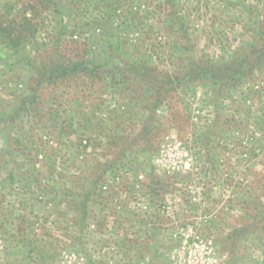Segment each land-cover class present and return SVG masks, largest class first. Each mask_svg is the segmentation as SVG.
I'll return each instance as SVG.
<instances>
[{"label":"trees","instance_id":"16d2710c","mask_svg":"<svg viewBox=\"0 0 264 264\" xmlns=\"http://www.w3.org/2000/svg\"><path fill=\"white\" fill-rule=\"evenodd\" d=\"M8 1V4L0 5V46L6 51L0 54V58L9 56L12 62L20 63L26 70L27 77L25 76L24 85L22 83L15 85V93L22 86L23 89L16 95L19 99L13 109L7 111L0 107V123L5 130L18 127L21 121L26 125H32V114L39 108L45 95L46 99H43L45 105L55 103L57 99H65L76 104L70 115L71 122H74L69 124L68 128L77 125L76 128L81 126L83 130L87 128L89 121L84 111L100 105L107 87L117 88V95H123L122 100L125 104L123 103L120 108L127 106L132 115L133 106L138 107L144 119L134 134L131 128L125 131L122 127L121 115H116L114 119L99 121V126L107 120L111 125L106 135L100 132L97 134L96 140L105 143L104 146H98L103 150L109 149L113 155H110L111 158L106 154L100 155L103 158L102 162L92 164L91 167L86 166L85 170L73 173L70 178L59 184L53 181L45 183L39 180L37 175L33 176L30 173L39 156L44 159L50 157L47 148L39 147L32 154V158H25L26 151L19 147L20 150L16 152L24 164L15 162L16 155L11 149L10 156L15 158V167L7 173L11 178V184L9 182L8 185H0V210L3 205L10 206L15 196L24 195L22 190L16 191L18 187L26 189L33 185L36 193L32 194L31 198L36 199L38 204L46 197L63 199L68 203L65 204L67 211L74 214L75 235L72 246L78 248L91 227V203L98 205L102 201H109L114 211H119L120 192L127 194L128 197L134 192L137 182H143V177L147 176L146 172L150 171L151 174L155 172L153 160L162 137L157 131L160 126L159 118L162 116L157 114L158 111L163 112L164 109L172 108L180 91H191L190 94L195 97L198 92L196 90L199 92L202 90L201 101L205 107L211 108L213 113L203 119L207 122V127L195 134V143L199 146L198 154L195 155L196 160L201 157L200 151L211 154L218 145L228 146L232 143L231 135L229 138L224 137L229 119L225 120L223 113L228 111L232 114L240 113L243 116L241 122L250 129L248 134L243 135L241 137L243 139L238 141L239 145H243L239 155L248 159L257 158L259 154H263L264 157V23L258 14V7L252 5V0L249 5H244L240 0H220L222 5L232 6L243 18L244 38L232 53L215 57L193 53L194 46L188 37L190 29L185 22L188 15L183 9L186 0H139V4L132 7L134 10L124 9L129 0H89L95 9L93 23H87L89 31H85L86 33L79 32L81 25H74L70 29L67 22L77 20L78 13L86 14L87 0H67L71 9L66 4L63 5L64 0ZM261 2L264 3V0ZM145 3L156 4L165 18L164 21L176 28L171 46L175 56L173 59H176L178 64L172 71L160 68L146 55L140 45L130 46L118 35L125 34L126 31L137 32V22L143 21L140 15L141 9L143 7L145 9ZM94 29L98 32L100 29L104 30V34L94 35L91 33ZM87 32L97 38V46L101 47L96 56L91 54L96 45L89 43ZM178 34L182 36L179 40ZM36 39L40 43H37ZM1 93L2 91L0 95ZM259 101L261 102L258 103ZM47 115L50 117L51 112ZM42 121L43 117L40 118V122ZM56 129L57 131L59 129L58 134L62 138L69 134L63 132L67 130L63 127ZM21 139L22 135L16 132L17 146L21 145L19 144ZM98 146H93V150ZM136 152L144 155V162L136 163L132 160L134 158L132 154ZM20 164L23 166L19 167ZM263 167L261 177L250 176L248 195L242 199L236 198L235 203L240 213L234 220L232 228L225 235H217L213 241L216 250L221 249L231 255L225 264L238 263L237 250L245 240L256 239L264 248ZM20 170H23L22 177L30 173L28 179L24 177L22 180L20 177L18 181L15 180V174H20ZM140 177L142 178L139 179ZM16 182L22 184L21 187L15 184ZM150 185L152 191L149 193L150 201L146 199L142 202L155 208L156 202L160 201L158 200L160 191L155 183ZM43 203L48 206L46 201ZM33 208L38 206L34 204ZM4 212L6 213L2 214L0 220V239L14 243L21 249V253H29L30 262L33 264H52L58 260L59 256L48 255V247L40 243L37 245L29 234L22 236L19 227L16 229L17 232L11 235L9 227L15 224L14 219L8 211ZM9 216L11 218L8 220ZM18 221L19 219L16 220ZM24 229L29 231L28 227ZM144 234H150L148 238L144 236L150 243L145 241L143 244H130L127 239L120 247L125 250L137 247L140 254L144 252L151 257L150 264H169V251L179 247L181 235L177 236L174 233L166 237L155 223L146 228ZM77 254L88 264L90 260L87 259L88 254L83 251ZM164 254L167 255L165 261ZM143 256L139 262L130 263L147 264Z\"/></svg>","mask_w":264,"mask_h":264},{"label":"rangeland","instance_id":"374dc122","mask_svg":"<svg viewBox=\"0 0 264 264\" xmlns=\"http://www.w3.org/2000/svg\"><path fill=\"white\" fill-rule=\"evenodd\" d=\"M240 1L244 5L251 3V0ZM252 1V5L258 7L259 12H257L264 23V3L261 0ZM8 2V0H0V5H6ZM86 2L88 9L86 14L85 12L78 13L77 20L67 22L70 29L74 25H81V29H79L81 33L89 31L87 23H93L94 19V5L89 0ZM137 3L139 4V0H129L124 9H133L132 7ZM64 4L71 9L67 0H64ZM183 9L188 15L185 22L190 29L188 37L194 46L192 48L194 54H205L210 57L226 55L232 53L243 41V18L232 6H224L220 0H186ZM141 10L140 16L143 21L137 22V32L126 31L125 34L118 33V35L123 37L127 41L126 44L130 46L140 45L146 55L150 56L151 60L153 59L160 68L172 71L178 64L176 59H173L175 56L171 46L175 39L176 28L164 21L165 18L156 4L145 3V9L143 7ZM73 12L71 13L75 16ZM81 21L82 23H80ZM103 31L100 29L98 32L94 29V32L91 33L94 35L100 33L101 35L104 34ZM91 33L88 35L89 43L96 45L91 54L96 56L101 47L97 46V38ZM180 37L182 38L178 34V40ZM36 42L40 43L37 39ZM4 52L6 51L2 50L0 46V54ZM25 76L27 77L26 70L20 63L12 62L9 56L0 58V91H2L0 107L2 109L7 111L13 109L19 99L16 95H19L23 89ZM16 83H22V85L20 84L22 87L15 93ZM196 91L195 97L190 94L191 91H180L172 108L164 109L163 112L158 111L157 114L162 116L159 118L160 126L157 128L162 137L159 140L158 152L156 150L155 157L161 155L163 161L167 160L166 165L170 166V171H172V167L175 170L169 175L156 168L153 174L150 171L146 172L147 176L143 177L142 183L137 182L131 195L126 197L127 194L120 192L119 211H114L113 205L109 201H102L98 205L91 203V227L78 248L72 246L75 235L74 214L67 211L65 204L68 203L63 199L59 200L60 198L46 197L41 199L38 204L36 199L31 198V195L36 193L33 185L24 189L21 187L22 184L15 183L21 187H18L16 191L22 190L24 195L15 196L16 198L10 202V206L3 205L1 207L0 220L2 214L6 213L4 211L12 214L14 225L17 226L9 227L11 235L17 232L16 229L19 227V233L22 236L29 234L28 236L35 240L37 245L40 243L48 247V255L59 256L58 260L52 264H86L84 259H81L77 254L82 251L88 254L89 258L87 259H90L88 264L90 262L132 264L131 261L139 262L143 255L147 264H150L151 257L144 252L140 254L137 247L125 250L120 246L127 239L130 244H143L145 241L150 243L146 239L150 234L146 235L144 231L154 223L166 237H170V234L174 233L182 237L179 247L169 251V264H225L231 255L221 249L216 250L213 241L217 235H225L232 228L234 220L240 213L235 203L236 198L242 199L248 195L250 176L261 177L264 157L263 154H259L257 158L248 159L246 156L239 155L243 145H239L238 141H241L243 139L241 137L247 135L250 129L241 122L243 116L240 113L232 114L228 111V113H223L225 120L229 119L224 137L229 138L231 135L232 143L228 146L218 145L211 154L200 151L201 157L196 160L195 155L198 154L199 146L195 143V134L207 127V122L203 119L213 114L211 108L205 107L201 101L203 91ZM45 93L46 91H44V95ZM117 93V88L107 87L100 105L96 108L92 106L84 111L89 121L87 128L83 130H81V126L76 128L77 125L68 128L69 124L74 122H71L70 115L76 104L65 99H57L55 103L45 105L43 99H46V95L45 98L42 97L39 108L35 109L32 114V125H26L21 121L19 128L5 130L3 124L0 123V185L4 184L2 186H5L9 182L11 184V178L7 173L15 167V162L25 163L16 152L19 147L26 151L25 158H32V154L39 147L47 148L50 157L44 159L39 156L36 161L33 160L35 166L30 170V173L33 176L37 175L39 180L53 181L56 184L64 182L73 173L85 170L86 166L91 167L92 164L102 162L103 158L100 155L106 154L111 158L110 155H113L111 151L103 150L100 147L105 143L96 140L99 132L104 135L109 132L111 123L107 120L99 126V121L114 119L116 115H121L122 127L125 131L131 128L134 134L137 133L144 119V115L138 107L133 106L132 115L127 106L123 109L120 108L125 102L122 100L123 95H119V97ZM49 112H51L50 117L47 115ZM42 117L43 121L40 122ZM237 119L238 123H236ZM46 120L47 122H45ZM58 127L68 128L63 132L69 134L64 138L60 137L59 129L58 131L56 129ZM16 132L22 135L20 146L15 143ZM235 132L237 134H234ZM124 133L127 134V132ZM93 146H98V148L93 150ZM11 149L16 155L15 162V158L10 156ZM132 155L134 156L132 160H135L136 163L145 161L144 155L140 153L136 152ZM185 165L188 169L185 168L184 171L181 167H185ZM22 166L19 165V167ZM19 172L20 174L14 173L17 181L23 175V170ZM29 174L23 176L22 180L24 177L28 179ZM119 180L121 182V178ZM150 183H155L160 191L158 194L160 201L156 202L155 208L146 206L142 202H145L146 199L150 201L149 193L152 192ZM44 201L48 203V206L44 205ZM34 204L38 208L32 209ZM40 206L42 207L39 208ZM10 218L11 216L7 219ZM17 219H19L18 222H16ZM25 227H28L29 231H25ZM186 235L188 236L186 237ZM237 252V264H264V248L256 239L243 241ZM166 257L167 255L164 254V261ZM30 261L29 253H21V249L14 243L0 239V264H33Z\"/></svg>","mask_w":264,"mask_h":264},{"label":"built area","instance_id":"2783aa9c","mask_svg":"<svg viewBox=\"0 0 264 264\" xmlns=\"http://www.w3.org/2000/svg\"><path fill=\"white\" fill-rule=\"evenodd\" d=\"M158 155V154H157ZM189 160V159H188ZM166 162H167V160H165V161H163V159H162V156L160 155H158L157 157H155V159L153 160V165H154V167L158 170V171H162L164 174H170L173 170H175L174 169V167H172V171H170V166H167L166 165ZM181 168H183L182 170H186L185 168H187L188 169V167H186V165H185V167H181ZM142 177H140L139 179H141ZM188 235H186V237H187ZM82 259V258H81Z\"/></svg>","mask_w":264,"mask_h":264}]
</instances>
